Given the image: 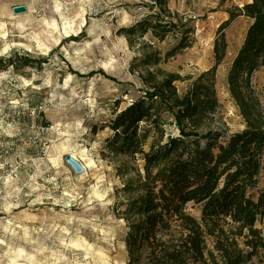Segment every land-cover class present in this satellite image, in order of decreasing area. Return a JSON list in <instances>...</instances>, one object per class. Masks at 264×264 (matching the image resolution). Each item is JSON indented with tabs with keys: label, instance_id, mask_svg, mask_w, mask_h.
Listing matches in <instances>:
<instances>
[{
	"label": "rangeland",
	"instance_id": "obj_1",
	"mask_svg": "<svg viewBox=\"0 0 264 264\" xmlns=\"http://www.w3.org/2000/svg\"><path fill=\"white\" fill-rule=\"evenodd\" d=\"M251 2L0 0V264H128L120 204L143 196L145 172L141 160L104 154L116 102L121 110L143 95L149 73L178 78L184 97L215 66L223 34L227 55L213 78L219 108L200 132L245 130L227 77L252 21L221 27ZM157 16L185 27L160 32ZM182 38L190 47L167 58ZM250 91L264 113V67ZM166 131L178 134L173 120ZM187 212L201 220L200 207ZM257 228L264 237V221Z\"/></svg>",
	"mask_w": 264,
	"mask_h": 264
},
{
	"label": "trees",
	"instance_id": "obj_2",
	"mask_svg": "<svg viewBox=\"0 0 264 264\" xmlns=\"http://www.w3.org/2000/svg\"><path fill=\"white\" fill-rule=\"evenodd\" d=\"M238 17L252 23L227 81L245 130L229 136L200 132L219 108L213 78L227 55L223 34L214 47L215 66L184 97L174 86L178 78L157 82L149 73L141 78L147 88L143 95L121 110L116 102L108 124L114 134L104 154L141 160L145 172L143 196L120 204L128 264H249L264 257L257 228L264 221V113L250 91L253 74L264 67V0L230 14L222 31ZM184 27L157 16L160 32ZM189 47L182 38L167 58ZM4 63L0 60V69ZM170 120L177 135L166 131ZM189 204L200 207L201 220L187 212Z\"/></svg>",
	"mask_w": 264,
	"mask_h": 264
},
{
	"label": "water",
	"instance_id": "obj_3",
	"mask_svg": "<svg viewBox=\"0 0 264 264\" xmlns=\"http://www.w3.org/2000/svg\"><path fill=\"white\" fill-rule=\"evenodd\" d=\"M25 11H26V8H25V7H17V8H14V12H15L16 14L24 13ZM170 138H171V137H169L168 139H170ZM66 161H67V163L73 168V170H74V172H75L76 174H81V173H83L84 168L81 167V166L79 165V163H77L76 161H74V160L71 158V156H67V157H66Z\"/></svg>",
	"mask_w": 264,
	"mask_h": 264
},
{
	"label": "bare ground",
	"instance_id": "obj_4",
	"mask_svg": "<svg viewBox=\"0 0 264 264\" xmlns=\"http://www.w3.org/2000/svg\"><path fill=\"white\" fill-rule=\"evenodd\" d=\"M70 156H71V158H72L74 161H76L77 163H79L78 159H77L75 156H73V155H70ZM79 165H80L81 167H83V165H82L81 163H79Z\"/></svg>",
	"mask_w": 264,
	"mask_h": 264
},
{
	"label": "crops",
	"instance_id": "obj_5",
	"mask_svg": "<svg viewBox=\"0 0 264 264\" xmlns=\"http://www.w3.org/2000/svg\"><path fill=\"white\" fill-rule=\"evenodd\" d=\"M232 62V61H231Z\"/></svg>",
	"mask_w": 264,
	"mask_h": 264
}]
</instances>
